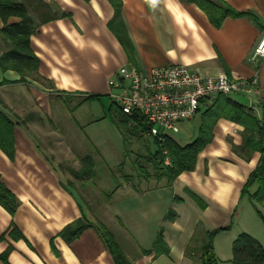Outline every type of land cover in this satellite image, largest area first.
Here are the masks:
<instances>
[{"label":"crops","instance_id":"obj_1","mask_svg":"<svg viewBox=\"0 0 264 264\" xmlns=\"http://www.w3.org/2000/svg\"><path fill=\"white\" fill-rule=\"evenodd\" d=\"M42 1L55 17L45 21V15L32 11L39 23L31 38L40 58L38 74L22 79L18 71H4L0 64V110L15 124V154L9 156L0 146V175L20 201L14 215L0 204V264H117L96 221L113 232L132 264L200 262L198 253H187L194 235L217 229H222L214 242L219 264H232L233 242L243 232L264 244V219L252 222L243 216L248 205L256 208L243 189L261 157L254 152L245 159L234 151L233 144L243 143L244 126L220 118L195 169L173 183L149 174L133 181L123 178L118 188L106 190L107 175L123 177L126 144L109 109H102L104 114L97 118L83 111L88 103L109 95V79L126 63L142 70L181 64L208 75H257L252 92L230 97L264 123V58L251 59L264 36V0H122L135 46L133 60L110 27L115 16L110 0ZM225 6L252 14L229 15L216 26L215 9ZM72 93L99 98L72 112L67 105L72 97L65 98ZM216 98L202 103L194 120L180 124L183 138L170 135L181 145L196 139L201 115ZM55 115L68 119L69 126L35 128L46 118L54 124ZM108 118L112 129L103 127ZM89 154L98 177L92 180L100 184H93L98 187L92 192L94 201L73 186L82 179L72 175V160L80 162ZM257 189L253 186L251 193ZM261 206L264 209V201ZM170 210L176 212L175 220L168 218ZM79 218L93 225L73 242L66 241L62 230ZM161 230L170 255L156 256L153 251ZM8 250L6 261L1 255Z\"/></svg>","mask_w":264,"mask_h":264},{"label":"trees","instance_id":"obj_2","mask_svg":"<svg viewBox=\"0 0 264 264\" xmlns=\"http://www.w3.org/2000/svg\"><path fill=\"white\" fill-rule=\"evenodd\" d=\"M115 8V16L110 22V27L118 36L130 59H134L135 46L129 34L128 27L122 14V0H110ZM217 18L212 16L216 26H220L226 16H243L252 13H240L231 7L215 9ZM34 13L45 15V21L54 18L50 6L42 0H0V18L3 26L0 27V36L7 48L0 53V64L4 71L16 70L22 79L25 76L38 74L40 58L32 48L31 38L36 33L39 23ZM17 18V21H12ZM99 98L97 95L86 100ZM109 116L122 134L125 144L128 143V135H141L149 130L152 125L139 112L128 114L120 109L114 102L109 108ZM220 118H226L244 126L242 145L233 144L234 151L245 159H250L254 152H260L261 157L257 167L251 173L246 182L243 195H248L254 203L264 201V123L256 117L244 104L225 94H219L214 104L207 107L201 115V127L199 135L192 142L181 145L172 135H164L163 140L154 138L156 149L153 152L155 175L159 179L166 178L173 183L182 173L192 171L196 167L199 154L212 142L214 128ZM14 122L0 110V146L11 157H14ZM141 133V134H140ZM167 149L172 160L171 165L164 162L163 150ZM72 175L76 179H92L96 175V161L93 155H87L81 159V167L72 169ZM148 176V175H146ZM120 182L115 188L120 186ZM258 189L251 193L253 186ZM0 204L12 215L19 207L20 201L11 189L4 183L0 175ZM259 214L264 219L261 211ZM170 220L176 219V212L170 210ZM93 224L84 218H79L67 225L61 232V236L68 242L79 238L85 230ZM103 239L108 245L117 264H132L122 251L113 232L103 223L97 224ZM222 229L204 231L201 235L196 233L187 253H198L200 262L194 264H219V258L215 250V238ZM19 237V236H18ZM199 246V247H198ZM156 256L170 255L171 247L165 239L163 230L160 231L153 247ZM9 250L1 255L7 261ZM232 264H264V244L253 235L243 232L233 242Z\"/></svg>","mask_w":264,"mask_h":264},{"label":"built area","instance_id":"obj_3","mask_svg":"<svg viewBox=\"0 0 264 264\" xmlns=\"http://www.w3.org/2000/svg\"><path fill=\"white\" fill-rule=\"evenodd\" d=\"M264 58V36L253 50L255 62ZM258 84L254 78H234L228 74L208 75L185 65L156 66L142 70L133 64L122 65L109 79V95L128 114L141 113L152 127L153 138L180 132V124L194 120L202 103L219 94L250 93ZM164 162L171 165L168 150Z\"/></svg>","mask_w":264,"mask_h":264},{"label":"rangeland","instance_id":"obj_4","mask_svg":"<svg viewBox=\"0 0 264 264\" xmlns=\"http://www.w3.org/2000/svg\"><path fill=\"white\" fill-rule=\"evenodd\" d=\"M3 24L0 26L2 27ZM2 36H0V53L2 51H4L7 48V45L5 43H3V41L1 40ZM127 64V63H126ZM131 64V63H130ZM137 66V65H135ZM138 67V66H137ZM140 68V67H139ZM141 69V68H140ZM145 71V70H144ZM36 74H33V76H35ZM31 77V76H30ZM71 98V101L69 103L71 104H67L68 107H71V111L75 112L79 106L81 107L83 105L84 102L89 101L86 100L88 97H85L84 95H80L78 93H72V95H65V98ZM93 100V99H90ZM112 102H114V100L110 97V95L108 96H104L102 97V100L99 101H94V102H90L86 105L85 108H83V111H86L85 113L88 115L87 117H96L97 116H101V114L103 113L102 109H106V112H108V109L110 108ZM115 103V102H114ZM116 104V103H115ZM116 106H118L116 104ZM119 107V106H118ZM64 110V109H63ZM64 112V111H63ZM102 112V113H101ZM84 115V113H82ZM29 115V114H28ZM76 115V114H75ZM55 121L54 124H52V121H50L49 119H44L43 123L38 125V126H34L35 128L39 127L41 129H52V127H68L69 126V120H60L59 117H57V115H55ZM87 120V119H86ZM26 121V120H24ZM198 121V119H197ZM77 124H75V121L73 119L72 116V129H76ZM113 125L111 124L109 118L107 120V122H105L104 124V128L107 129H112ZM197 130V129H196ZM86 133V131H85ZM143 134L141 135H128L127 141L128 143L126 144V149H127V156H126V161H125V165L123 166V177H117V178H113L111 175H107V179H105L104 182H110V187H106V190H109V188H115L118 185V182L122 181L123 178H125L127 181H133L137 178V176H146L149 174H154L155 173V168L154 167V161H151V159L153 158V152H154V148L156 147L155 145V141L154 138L152 136L149 135V131H145L142 132ZM176 135H180V137L183 138V134L182 132L180 133H176ZM51 138H53L51 136ZM75 139V141H77V137L72 135V140ZM47 141V140H46ZM114 143L116 144V141L113 140ZM73 142V141H72ZM74 144V143H73ZM155 145V147H154ZM73 158V156H72ZM75 159L72 160V168L75 169H79L81 167V161L80 162H75ZM62 164H64V162H62ZM68 163L65 162L64 166L67 167ZM69 167V166H68ZM98 177L94 176L95 180ZM72 179H75L72 176ZM86 178V179H82V180H74L75 185L74 188H76V190H78L79 194H85V196H91L93 197V201H94V195H92V192L96 193L98 191V187L95 188V185L93 184H97V186H100V184H98L97 182L94 183L95 180ZM99 194V193H98ZM256 204V208L253 207L251 204L248 205V209L249 211H246L243 216L246 219H251L252 222H254V219L259 220L262 218L261 215L259 214L257 208H259L261 211L264 212V209L262 208L261 203H255ZM261 222V221H260ZM99 221H96V224H98Z\"/></svg>","mask_w":264,"mask_h":264}]
</instances>
